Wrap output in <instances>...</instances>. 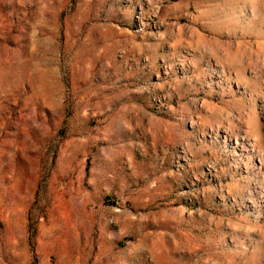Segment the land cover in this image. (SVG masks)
Returning <instances> with one entry per match:
<instances>
[{"label": "rangeland", "instance_id": "obj_1", "mask_svg": "<svg viewBox=\"0 0 264 264\" xmlns=\"http://www.w3.org/2000/svg\"><path fill=\"white\" fill-rule=\"evenodd\" d=\"M0 264H264V0H0Z\"/></svg>", "mask_w": 264, "mask_h": 264}]
</instances>
